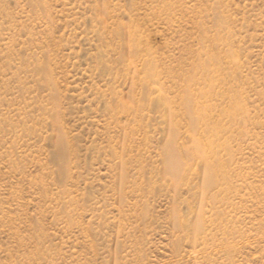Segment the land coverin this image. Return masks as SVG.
Segmentation results:
<instances>
[{
	"label": "rangeland",
	"instance_id": "1",
	"mask_svg": "<svg viewBox=\"0 0 264 264\" xmlns=\"http://www.w3.org/2000/svg\"><path fill=\"white\" fill-rule=\"evenodd\" d=\"M0 264H264V0H0Z\"/></svg>",
	"mask_w": 264,
	"mask_h": 264
},
{
	"label": "bare ground",
	"instance_id": "2",
	"mask_svg": "<svg viewBox=\"0 0 264 264\" xmlns=\"http://www.w3.org/2000/svg\"><path fill=\"white\" fill-rule=\"evenodd\" d=\"M210 81H211V80H210ZM204 83H205V82H204ZM207 85H209V84H207ZM207 88H208V87L206 86V89H207ZM210 90H211V89H210ZM203 91H204V90H203ZM205 91H206V90H205ZM207 91H208V90H207ZM211 91H212V90H211ZM204 93H205V92H204ZM207 93H208V92H207ZM210 93H212V92H210ZM205 94H206V93H205ZM205 94H204V96H206ZM210 95H212V94H210ZM210 97H212V96H210ZM210 99H212V98H210ZM206 100L208 101V99H206ZM207 103H208V102H207ZM203 107H205V109H206L207 106H203ZM200 109H201V108H200ZM205 109H204V110H205ZM209 109H210V108H209ZM201 110H202V109H201ZM201 112H203V110H202ZM201 114H202V113H201ZM203 114H205V113H203ZM203 114H202V115H203ZM200 116H201V115H200ZM193 117H194V116H193ZM203 117H205V116H201V118H203ZM206 118H207V116H206ZM206 118H205V119H206ZM208 118H209V117H208ZM203 119H204V118H203ZM203 119H201V120H203ZM204 121H205V120H204ZM204 121H203V122H204ZM205 124H206V123H205ZM208 125H209V123H208ZM208 125H207V126H208ZM203 126H204V125H203ZM210 126H211V125H210ZM214 126H215V125H214ZM203 128H204V127H203ZM206 128H207V127H206ZM209 128H210V127H209ZM215 128H216V127H215ZM213 129H214V128H213ZM210 130H211V129H210ZM210 130H209V131H210ZM214 130H215V129H214ZM214 130H213V131H214ZM218 130H219V129H218ZM218 130H217V131H218ZM224 130H225V129H224ZM226 130H227V129H226ZM206 131H207V129H206ZM215 131H216V130H215ZM203 132H204V131H203ZM203 132H202V133H203ZM207 132H208V131H207ZM222 132H223V131H222ZM209 133H211V132H209ZM214 133H215V132H214ZM214 133H213V134H214ZM223 133H224V132H223ZM204 134H205V136H206V133H204ZM217 134H219V133H217ZM205 136L203 135L202 137H205ZM216 136H217V135H216ZM206 137H207V136H206ZM206 137H205V138H206ZM201 139H202V138H201ZM201 141L203 142V139H202ZM201 141H200V142H201ZM200 144H201V143H200ZM202 148H203V147H202ZM196 149H197V151H198L199 153H203V152H204V151H202L204 148L201 150V149H200V146H197ZM206 150H207V149H206ZM206 150H205V151H206ZM169 155H170V154H169ZM207 156H208V155H207ZM172 160H174V159L171 157V158L169 159V164H170L171 167H173V164H171V161H172ZM218 164H219V163H218ZM213 167H214V165H213ZM213 167H209V170H210L211 174H210V176H209V178H208V181H207V182H208L207 187L212 186V184L214 183V179H213V173H212V171L214 172V170H215V173H216V169H214L216 166H215L214 168H213ZM174 168H175V167H174ZM211 168H213L214 170H212ZM218 168H219V169H218ZM218 168H217V169L220 171V169H221L220 166H219ZM176 170H177V169H175V171H176ZM227 186H228V185H227ZM198 226H199V223H198Z\"/></svg>",
	"mask_w": 264,
	"mask_h": 264
}]
</instances>
